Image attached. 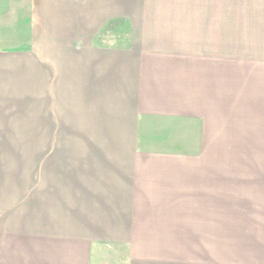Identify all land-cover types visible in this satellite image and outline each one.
<instances>
[{
    "label": "rangeland",
    "instance_id": "1",
    "mask_svg": "<svg viewBox=\"0 0 264 264\" xmlns=\"http://www.w3.org/2000/svg\"><path fill=\"white\" fill-rule=\"evenodd\" d=\"M136 2L137 15L144 14L132 22L116 20L120 23L110 26L101 42L128 51L132 29L148 28V21L159 17L163 26L170 21L181 28L161 52L180 61L161 85L167 89L160 107L138 98L149 103L146 113L157 114L123 115L137 120L128 124L77 108L78 100L63 92L64 79L50 90V78L45 82L42 67L34 68L35 60L50 58L32 52L34 25L41 22L37 36L61 57L56 44L76 33L65 14L81 15L82 0H67L68 8L60 7V0L41 1L37 23L28 0H0V236L9 228L17 231L18 218L29 235L86 239L121 232L122 226L97 214L99 195L76 191L57 194L58 221L45 225L44 218L35 219L49 211L42 207L49 208L50 172L52 182L57 172V185L64 188L73 170L95 164L105 191L121 186L126 193L121 218L148 215L138 227L148 235L136 243H93L91 264H264V0ZM87 13L94 23L104 12L96 7ZM114 173L130 186L124 188ZM75 181L69 180L71 188ZM53 199L52 194V210ZM112 209L102 212L118 213ZM4 240L0 257L5 242L13 243Z\"/></svg>",
    "mask_w": 264,
    "mask_h": 264
},
{
    "label": "crops",
    "instance_id": "2",
    "mask_svg": "<svg viewBox=\"0 0 264 264\" xmlns=\"http://www.w3.org/2000/svg\"><path fill=\"white\" fill-rule=\"evenodd\" d=\"M41 1L48 2L49 0H28V6L31 8L30 11L34 13V23H37L39 11L41 10ZM82 1L81 15L77 14V16H75V14L71 12L65 14V18L69 23L73 21V28L76 33L70 35L66 39L62 38L61 42L56 44V50L61 51V57L58 53L55 55L52 52L54 48L50 50L47 44L43 42L42 38L37 36L38 27L41 25V22L37 23L38 25H34L35 30L33 32L32 52L35 58L39 57L43 60L47 56H50V58L57 56L58 58L50 59L47 57L48 60L38 62L35 60L33 63L34 68L42 67L40 76L45 79V82L47 77L50 78V90L54 84L57 85L60 78L64 79L65 86H63V92H68L69 96L72 95L73 98L78 100V102H74L77 108L80 106L88 110H97L94 114L111 117L107 119L109 121L131 124L137 120L134 121V119L131 118H123V115L131 116L144 114L146 113L145 108L149 106L147 102L139 103L138 98L146 99V101L153 99V103L155 104H152L151 108L161 106V99L165 98L162 92L167 89L161 85L166 81L165 78L169 76L170 67L174 65L179 66L180 61L178 58L173 60L164 58L161 52L168 50V46L166 45L169 43L170 34L179 33L181 28H178V25L174 22L171 24L170 21L168 23L164 22L163 26V21L161 22V20H158L159 17L156 19L151 18L150 21H148L150 23L148 28H143V26H141V28L134 27V30L132 29L134 41L130 50H118L115 49V47H111V45L103 44L100 40L102 38L100 35L105 30L107 24L112 21L127 17L132 22L135 18L142 16L144 13L137 15V7H134V5L137 4V0H132L134 10L129 7V2H131V0H124V3L123 0ZM60 7L68 8L67 0H60ZM96 7L97 9H102L104 13L99 17H97L99 13H96V16L92 18H97L94 20V23H91L89 20L91 16L87 12L89 8L95 9ZM151 28H157V33L150 31ZM163 28H165V30ZM176 28L177 30H175ZM144 38L145 41L142 42ZM147 38L151 39L148 42L152 46L148 45ZM146 50L157 51L159 54H157V57H147L146 55L148 54H144ZM139 60L141 62H139ZM142 61H146V63H142ZM45 66H47L48 69H45ZM35 74L38 75L37 70ZM173 86V90H175L177 86L175 84ZM58 90L57 92H59ZM149 91H152L153 94H139L140 92ZM51 92L54 91L52 90ZM139 106L143 107L144 110H140L139 112ZM88 113L92 115L91 111ZM81 114H84V111L81 112ZM146 114H157V112L148 111ZM108 129L115 130L119 128L109 127ZM203 134L204 133L201 135L203 136ZM102 157L103 156H100V158ZM88 165L89 164L82 166L78 165L80 170H73L74 176L72 178L70 177L69 180L77 181L74 182L72 188L69 180L64 188L58 187L57 172H52V175L54 174L53 182L51 172L49 173L50 187L47 192H45L48 198L49 208L46 209L42 207L43 212H46V210L49 211L47 214L45 213V215L41 212L35 214V219L42 220L44 218L45 225H52V218L53 221H58L57 194H61V197H64L67 194L70 195L71 191H76L77 195H99V205L101 207V209L98 208L97 211V214H100L99 217L115 227L122 226L123 230L119 233L116 230H114L116 233H97L95 235L93 234V238L86 237V239H83V236H72L73 238H70L66 235H52L49 232L45 234L29 235L25 230H20V219L18 218L17 231L11 232L9 228L5 234L0 236L3 240L5 238H11L13 242L8 243L7 241L5 245L2 246L0 264H91V245L93 243L123 241L136 243L143 241L142 238L148 235V230L144 232L138 230V227L140 228L146 225L147 220L144 218H147L148 215H144V218L143 215H141L139 218L137 215L138 213H133L130 218H121L122 215L120 213L126 211L125 203L128 201L127 197H125L126 193H121L119 191L122 190L121 186L115 187V191H111L106 187L107 189L105 188V191L103 180L97 177L101 172L100 169L97 168L95 164ZM108 173L109 172L106 174ZM106 174L104 176H107ZM212 175L216 174L213 173ZM113 176V178L118 176V179H122L124 188L130 186V184H127L126 178L116 173H114ZM212 177L214 176L210 175L207 178ZM51 183H53V190ZM76 183L78 184L77 186H75ZM110 185L111 184L108 186ZM34 193H36V191ZM52 194L54 195L53 210ZM21 199V203L26 200L25 197ZM87 201L88 200H85L83 204ZM122 201L124 202L122 203ZM112 205L115 209L111 211L118 213L109 215L102 212V210L110 208ZM18 212V214H20L19 209ZM7 213L9 214V212ZM22 214H24V211H22ZM79 216L85 218L82 211L79 212ZM64 217L65 212H63V219ZM150 240H152V238ZM4 241H2L3 244ZM58 257L62 259L60 260Z\"/></svg>",
    "mask_w": 264,
    "mask_h": 264
},
{
    "label": "trees",
    "instance_id": "3",
    "mask_svg": "<svg viewBox=\"0 0 264 264\" xmlns=\"http://www.w3.org/2000/svg\"><path fill=\"white\" fill-rule=\"evenodd\" d=\"M122 22H124V21H122ZM120 23V21H116V22H111V23H109L108 24V26H107V28L101 33V37H105V34L104 33H107L108 31H109V27L110 26H112V25H114V24H119ZM103 34V35H102Z\"/></svg>",
    "mask_w": 264,
    "mask_h": 264
}]
</instances>
